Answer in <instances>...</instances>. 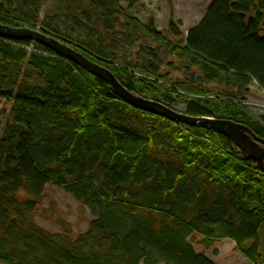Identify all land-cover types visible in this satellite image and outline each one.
<instances>
[{
    "label": "trees",
    "instance_id": "obj_1",
    "mask_svg": "<svg viewBox=\"0 0 264 264\" xmlns=\"http://www.w3.org/2000/svg\"><path fill=\"white\" fill-rule=\"evenodd\" d=\"M43 1L0 0V23L36 28ZM138 2L62 0L48 9L57 6L58 17L40 27L142 97L184 101V114L233 120L264 138V115L249 117L240 102L253 83L264 89V0H211L187 36L170 23L175 42L153 19L132 14ZM67 4L81 25L65 24L69 33L60 17ZM116 25L157 45L140 47L137 63L119 61L108 44ZM167 56L191 74L186 81L161 73L163 65L175 68ZM0 99L12 105L0 140V264H216L197 252L193 234L206 248L231 239L251 264H264V170L225 135L139 110L31 40L0 39ZM47 185L91 209L87 232L74 237L68 227L52 233L38 225Z\"/></svg>",
    "mask_w": 264,
    "mask_h": 264
},
{
    "label": "rangeland",
    "instance_id": "obj_2",
    "mask_svg": "<svg viewBox=\"0 0 264 264\" xmlns=\"http://www.w3.org/2000/svg\"><path fill=\"white\" fill-rule=\"evenodd\" d=\"M61 1L62 0L43 1L40 18H38V25H41L43 20L56 19L58 17L55 16L57 14V6L54 7V11H52L50 15L48 14V9ZM82 3H84V5H89L90 0H82ZM210 3L211 0H139L138 4L133 8L132 14L145 24H148L149 21L153 19L155 27L161 31L167 39L175 42L176 39L171 33L170 23L174 21L182 34L187 36L189 30L202 21L204 15L208 11ZM121 4L127 7L129 3L122 2ZM71 10L72 8H70L68 4L67 8H60V17L65 21L63 23L65 27L64 30L68 33L69 31L66 25L70 27H81V25H77L73 18H71L72 16H67ZM48 15L53 18H48ZM91 19L93 20L92 16ZM108 44L112 47H117V52L115 53L118 55L119 61L127 60L131 63H137L144 58L140 54V47L157 45L151 38L145 36L143 32L140 33L137 30L124 29L119 25H116L114 40H112L110 36ZM29 48L33 49V46ZM166 59L167 61L172 60L174 63L176 62L174 64L175 68L163 65L161 67L162 74H168L172 81H186L190 77L191 74L181 69L180 61L170 56H167ZM119 61L117 60L116 64ZM209 86L214 91L224 88V86H219V84H211ZM140 92L149 99H155L157 96H160L153 93ZM240 102L249 117L258 119L264 115V89L260 87L258 83L255 82L252 84L249 93L246 94ZM11 106V103L7 102L6 99H0V140L3 137L4 129L8 122L7 115L11 110ZM169 106H171L170 108L173 110L183 113L185 112L186 103L184 101L174 102ZM20 195L24 198L32 197L25 190L21 191ZM95 218V215H93L88 206L78 201L77 198L66 191L65 188L56 185L46 186L35 214V220L38 225L49 232H62L63 229L68 227L72 230L74 237L87 232L91 221ZM192 239L194 240V247L197 252L206 255L216 264H251L247 258L236 250V243L231 239L227 238L218 241L210 248H206L201 244L203 239L202 236L193 234L189 240L192 241ZM159 264H166V262L164 261Z\"/></svg>",
    "mask_w": 264,
    "mask_h": 264
},
{
    "label": "water",
    "instance_id": "obj_3",
    "mask_svg": "<svg viewBox=\"0 0 264 264\" xmlns=\"http://www.w3.org/2000/svg\"><path fill=\"white\" fill-rule=\"evenodd\" d=\"M0 36L17 41L31 40L42 43L58 55L75 62L91 74L102 78L116 95L139 110L163 117L174 123L199 126L225 135L239 149L243 160H253L258 168L264 170V138L258 136L247 125L227 119L192 117L173 110L161 102L142 97L140 94L128 90L108 68L90 60L62 41L36 30L15 28L0 23Z\"/></svg>",
    "mask_w": 264,
    "mask_h": 264
},
{
    "label": "bare ground",
    "instance_id": "obj_4",
    "mask_svg": "<svg viewBox=\"0 0 264 264\" xmlns=\"http://www.w3.org/2000/svg\"><path fill=\"white\" fill-rule=\"evenodd\" d=\"M8 26H9V25H8ZM10 27H12V26H10ZM19 28H29V29H32V30H36V31H38V32H40V33H42V34H46L47 36L52 37V38H54V39H56V40H60V41H62V40L59 39L58 37L54 36V34H47V33H45V32L43 31V29L40 27V25H37L36 28H32V27H29V26H24V27H19ZM0 39H4L5 41L7 40V41H10V42H16V41H17V40H13V39L5 38L4 36H0ZM62 42L65 43V44H67V45H69L68 43H66V42H64V41H62ZM69 46H70V45H69Z\"/></svg>",
    "mask_w": 264,
    "mask_h": 264
}]
</instances>
